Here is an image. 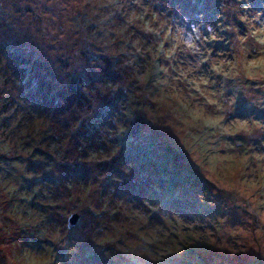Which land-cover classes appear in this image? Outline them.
Returning <instances> with one entry per match:
<instances>
[{"label": "rangeland", "instance_id": "obj_1", "mask_svg": "<svg viewBox=\"0 0 264 264\" xmlns=\"http://www.w3.org/2000/svg\"><path fill=\"white\" fill-rule=\"evenodd\" d=\"M193 5L0 0V264H264V0Z\"/></svg>", "mask_w": 264, "mask_h": 264}, {"label": "trees", "instance_id": "obj_2", "mask_svg": "<svg viewBox=\"0 0 264 264\" xmlns=\"http://www.w3.org/2000/svg\"><path fill=\"white\" fill-rule=\"evenodd\" d=\"M188 1H191V4H194L193 6H192V8H193V10H191V11H188L186 14L188 15H186L185 16V18L184 19H180V20H184L185 22L188 20V17H189V14L190 13H194V16H193V18L195 19V21H193L192 19V21H190L189 23H188V25H186V27H188V28H190V29H188V32H192L193 33V35H194V38H196L197 36H198V34H199V32L198 31H201V27H202V24L201 25H199V23H201L200 21H198V19L200 20V19H204L205 18V16H206V18H207V20H210V21H214L215 22V24H216V21L220 18V17H222L224 14H225V17L226 16H229L228 18H232V20H233V25L232 26H228V28H225V30H226V32L228 31V29L229 28H231V29H233L235 32H238L239 33V36L240 37H242V38H244L245 37V34H244V32H243V28L241 27V26H243V24H241V22H242V19L244 18V20H246L247 19V15H249V13L247 12V9H249V7L250 6H254L253 4L255 3V2H257L258 0H238V1H240V2H242V4L239 6V10H236L235 8H234V10H235V12H233L232 11V5H231V2H230V0H229V2H230V5H229V8L228 9H225L224 7H223V5L222 4H220L219 2H217V1H215V2H212L211 0H195V2H194V0H188ZM238 3V2H237ZM178 4V2L176 3V5ZM217 16H219L218 18H217ZM189 18H191V17H189ZM210 18V19H209ZM184 22V23H185ZM199 22V23H198ZM239 22V23H238ZM197 24V25H196ZM217 24H218V22H217ZM193 25H196L197 26V28L195 29L194 27H192ZM217 28H218V26H217ZM195 29V31H193ZM219 30H221V28H219L218 29V31ZM170 29H168V28H165V31L163 32L164 33V35L166 36V38L167 39H169V40H172V41H176V40H173L171 37H170ZM218 34L220 33V32H217ZM176 37H178V35H176ZM208 38H204L205 40H208V41H203L205 44H209L210 42L212 43L213 42V40L211 39L212 37H214V36H212V35H210L209 34V36H207ZM179 39V38H178ZM215 41V40H214ZM210 43V44H211ZM209 52V51H208ZM207 53V52H206ZM211 53V52H210ZM205 62V58H204V61L202 62V63H204ZM0 83H2V79H1V77H0ZM3 96V95H2ZM5 102V101H7V98H4V97H0V102ZM133 113L132 112H130V115H132ZM129 119V118H128ZM128 139H131L130 137H128ZM26 151V150H25ZM31 153V152H30ZM33 155V154H32ZM34 158H36V160H37V162L38 163H42V161H43V159H44V155L43 154H35V157ZM18 159V158H17ZM23 161H25V160H23ZM17 162H19L20 163V160H17ZM38 163H33L32 161H27V163H26V166L25 165H22V167H24L25 168V170H26V172H22V180L24 181V183L26 184V185H35V187H36V190H37V188H38V181H37V179L36 178H34L33 176L35 175V173L33 172L34 170L32 169V167L31 166H34V165H37ZM30 168L32 169V171H30ZM32 173V174H31ZM34 173V174H33ZM28 174H30V175H28ZM32 179V180H30V179ZM44 183V185L46 186V187H48L47 185H46V183L45 182H43ZM149 183V185H150V187H152L153 185H152V183L151 182H148ZM47 193H49V190L48 191H43V188L42 189H40V190H37V194L33 197V200H36V199H38V195L39 194H42V195H45V196H47ZM50 209H52L50 206H49V204L48 205H46L45 207H43V206H41V208H40V206L38 207V210H40L41 212H42V214H44V216H47V219L50 221V223H51V226H53V227H55L56 228V226L54 225V218H53V216L51 215V213H52V210H50ZM185 210V209H184ZM183 210V211H184ZM57 230V233H58V235L60 234V232L58 231V229H56ZM86 240V239H85ZM85 246V245H84ZM83 254H78V256H77V258H78V260H76L75 262H83L82 260H83ZM159 262V261H158ZM161 262H163V261H161Z\"/></svg>", "mask_w": 264, "mask_h": 264}, {"label": "water", "instance_id": "obj_3", "mask_svg": "<svg viewBox=\"0 0 264 264\" xmlns=\"http://www.w3.org/2000/svg\"><path fill=\"white\" fill-rule=\"evenodd\" d=\"M77 222V216L70 217L68 220V228L74 225Z\"/></svg>", "mask_w": 264, "mask_h": 264}]
</instances>
